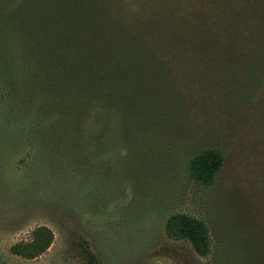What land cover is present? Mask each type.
I'll return each mask as SVG.
<instances>
[{
  "label": "rangeland",
  "instance_id": "1",
  "mask_svg": "<svg viewBox=\"0 0 264 264\" xmlns=\"http://www.w3.org/2000/svg\"><path fill=\"white\" fill-rule=\"evenodd\" d=\"M83 1L124 33L109 49L157 70L117 100L47 55L25 0H0V264H264V0ZM208 147L225 162L202 185L189 162ZM175 212L206 221L207 257L166 233ZM39 226L44 252H11Z\"/></svg>",
  "mask_w": 264,
  "mask_h": 264
},
{
  "label": "trees",
  "instance_id": "2",
  "mask_svg": "<svg viewBox=\"0 0 264 264\" xmlns=\"http://www.w3.org/2000/svg\"><path fill=\"white\" fill-rule=\"evenodd\" d=\"M38 2H42L43 5H39ZM20 7L17 6L18 9ZM23 9L32 23L38 20L42 22L45 39L48 42L46 53L50 58L67 61L65 72L77 77L76 81L80 80L86 84L100 82L101 85H106L107 89L119 96L117 100H121L120 97L130 88L129 81L126 82L124 78L132 77L130 80H133L138 78L136 76L138 73L143 72L141 75H145L148 70L153 72L157 70L154 55L146 53L144 48L129 47L123 50V53L121 49H116V46L109 49L105 43L106 33H110L109 40L114 39L113 43H117L119 48L124 33L114 28L117 33L115 35L112 26L107 25L106 21L99 17L98 11H95L92 4L87 5L84 1L82 3V0H28L27 2L25 0ZM89 28H93L94 43L84 44L86 39H91L88 35ZM93 45L99 48L95 50ZM82 52H86L83 58ZM96 52L105 59L97 60L94 57ZM106 55L112 56L108 61L112 62L110 65L113 68L109 65L106 68ZM107 69L113 70V74H116L115 79L108 77ZM224 162L225 155L220 148H205L190 158L189 174L195 182L209 185L216 179ZM165 230L175 239L188 240L200 256L207 257L212 250L210 230L202 218L185 212H175L167 218ZM52 239V231L46 226H39L34 229L30 241L14 243L10 249L12 253L31 258L44 252ZM89 264H97V262L92 261Z\"/></svg>",
  "mask_w": 264,
  "mask_h": 264
}]
</instances>
